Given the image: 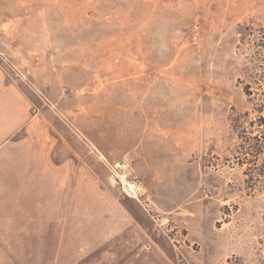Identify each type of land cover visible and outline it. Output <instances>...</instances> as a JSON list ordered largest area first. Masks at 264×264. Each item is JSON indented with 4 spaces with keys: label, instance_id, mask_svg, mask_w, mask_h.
Returning <instances> with one entry per match:
<instances>
[{
    "label": "rangeland",
    "instance_id": "rangeland-1",
    "mask_svg": "<svg viewBox=\"0 0 264 264\" xmlns=\"http://www.w3.org/2000/svg\"><path fill=\"white\" fill-rule=\"evenodd\" d=\"M243 28L264 37V0H0L6 80L74 131L12 148L0 225L39 231L0 232V264H25L26 237L33 264H264V155L246 145L264 130L244 93L262 97L264 50ZM123 158L158 221L113 182Z\"/></svg>",
    "mask_w": 264,
    "mask_h": 264
},
{
    "label": "crops",
    "instance_id": "crops-1",
    "mask_svg": "<svg viewBox=\"0 0 264 264\" xmlns=\"http://www.w3.org/2000/svg\"><path fill=\"white\" fill-rule=\"evenodd\" d=\"M20 132H24V140L19 142L12 141L11 138ZM38 132L74 131L66 130L64 124L57 120L56 115L48 109H44L42 106L34 109L22 91L16 85L6 80L5 73L0 68V163H2L0 185H9V192L4 193L0 189V200L11 201L18 199L14 189L11 190V185H14V180L11 179V173L8 169L11 167L10 161L14 162L15 160L11 158L10 152L15 145L21 144L25 140L28 141V137L32 138ZM29 199L31 200V198ZM29 199L25 197V200ZM11 209H4L2 216H31V210L27 209V207L23 211L20 209ZM32 227L28 222L21 225L15 224L10 220L7 224L0 225V232H25L27 234L39 231L38 229L34 230ZM105 238L107 239V237ZM11 246V244L7 245V247ZM18 246L25 249V264H33L32 249L38 246L41 247L42 244H34L32 238L27 239L26 237L25 242H21Z\"/></svg>",
    "mask_w": 264,
    "mask_h": 264
},
{
    "label": "trees",
    "instance_id": "trees-1",
    "mask_svg": "<svg viewBox=\"0 0 264 264\" xmlns=\"http://www.w3.org/2000/svg\"><path fill=\"white\" fill-rule=\"evenodd\" d=\"M250 33H251L250 30L243 28V30L241 32L242 40L251 42L252 46L257 48L258 50H264V37H260L259 39H251L250 40V37H253V35ZM262 65L264 66V62ZM258 67H261L262 74L259 75V77H257V76H254V77H255V79L260 78L264 81V68H262V66H258ZM259 89H261L263 91L259 95V97L262 96L261 98L255 97V96H257V94L251 90L250 86H245L244 93L249 98V103L252 104V106H253L252 109L256 113V118H257L256 123H257L258 127L261 130H264V117L262 116V114L264 112V90H263V87L259 88ZM246 145L248 147H250V150H251V153H252V156L254 157V159L259 160L261 158V156L264 155V132H258V135H256L255 137H253L251 139L248 138Z\"/></svg>",
    "mask_w": 264,
    "mask_h": 264
},
{
    "label": "built area",
    "instance_id": "built-area-1",
    "mask_svg": "<svg viewBox=\"0 0 264 264\" xmlns=\"http://www.w3.org/2000/svg\"><path fill=\"white\" fill-rule=\"evenodd\" d=\"M106 168L110 172L113 182L119 187L122 193L128 198L136 200L143 209L150 215L149 211L145 208V204L141 201V183L133 176L130 161L123 158L115 163H106ZM156 222L158 218L150 215ZM162 225V222L161 224Z\"/></svg>",
    "mask_w": 264,
    "mask_h": 264
}]
</instances>
